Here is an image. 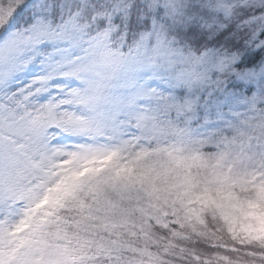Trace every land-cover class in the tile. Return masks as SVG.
Instances as JSON below:
<instances>
[{
	"label": "snow or ice",
	"instance_id": "snow-or-ice-1",
	"mask_svg": "<svg viewBox=\"0 0 264 264\" xmlns=\"http://www.w3.org/2000/svg\"><path fill=\"white\" fill-rule=\"evenodd\" d=\"M0 264H264V0H0Z\"/></svg>",
	"mask_w": 264,
	"mask_h": 264
}]
</instances>
